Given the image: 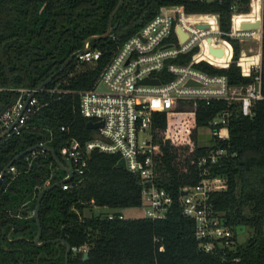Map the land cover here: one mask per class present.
I'll return each instance as SVG.
<instances>
[{"label":"trees","instance_id":"16d2710c","mask_svg":"<svg viewBox=\"0 0 264 264\" xmlns=\"http://www.w3.org/2000/svg\"><path fill=\"white\" fill-rule=\"evenodd\" d=\"M119 0H0V105L11 107L20 98L19 90H36L74 53L83 41L103 35ZM246 5V0L242 1ZM230 0H123L112 24L110 37L90 43L99 51L98 60L69 65L36 94L42 106L30 115L19 135L0 140V172L21 152L38 145L50 146L62 159L70 141L80 145L92 140L96 131L86 128L79 111V95L93 89L117 48L150 22L163 7H179L188 14H215L221 32L230 26ZM246 13L244 6L238 10ZM223 39H226L223 37ZM218 41V40H217ZM209 46L210 45V41ZM233 63L227 69L198 65L211 75H223L231 86L253 83L254 74L242 77L235 62L240 46L232 41ZM192 51L181 57L185 64ZM218 60L223 54L214 53ZM243 56L240 65H247ZM261 93L264 97V0L260 54ZM245 68V67H244ZM52 91L53 93H48ZM228 109V140L216 146L228 156L209 166L208 178L220 177L226 188L211 193L208 204L221 224L233 233L231 245L213 240L206 253L195 238V223L182 214L179 194L195 187L199 179L196 160L208 149L199 143L198 130L217 114ZM63 129V130H62ZM153 136L158 147L156 183L172 197L162 220L145 218L113 219L88 215L93 208L137 209L141 204L138 178L116 168L119 157L91 152L82 176H73L69 190L61 186L41 200V237L33 217L40 190L62 180L65 174L47 152L27 154L14 161L15 174L6 173L0 183V264H264V100L254 104L251 116H243L238 103H198L154 118ZM240 245L237 237L247 233ZM86 247L87 259L82 249Z\"/></svg>","mask_w":264,"mask_h":264},{"label":"built area","instance_id":"2783aa9c","mask_svg":"<svg viewBox=\"0 0 264 264\" xmlns=\"http://www.w3.org/2000/svg\"><path fill=\"white\" fill-rule=\"evenodd\" d=\"M230 1L232 13L226 33L220 30L218 15L188 14L179 7H163L150 22L117 48L96 86L78 93L81 116L87 122L101 124V127L94 130L96 135L85 144L80 145L72 140L64 147L62 159L70 161L72 178L84 174L93 151L118 156L119 160L124 161L125 171L138 178L141 204L137 209L142 213L141 218H165L172 205V197L156 183L158 147L153 136L154 118L158 114H168L181 107L195 109L198 103L219 101L225 102L227 106L238 103L241 114L251 116L254 104L264 100L261 93L260 64L244 68L239 63L244 52L241 46L245 41L258 35L261 42V27L243 29L241 26L261 25L263 0H246V5L243 0ZM244 6L247 12L240 13L238 10ZM177 30L185 36V41H180ZM232 41L241 48L235 62L241 76L250 77L254 74V81L249 85L231 86L225 76L211 75L198 68L199 64L204 63L213 69H227L234 62ZM210 48L221 51L223 59L218 60L210 53ZM192 51L195 52L187 63H179L181 57ZM99 57L100 52L91 50L89 43L85 44V51L78 53L75 59L79 63H91ZM153 80H157L158 85L143 83ZM19 92L20 98L14 105L7 107L0 118V135L15 120L17 121L7 136L13 133L19 135L28 117L42 106L35 97L40 91ZM32 94L34 95L31 97ZM230 117L231 112L226 109L210 120L206 127L201 128L207 133L199 143L208 149L196 160L200 181L195 187L182 189L179 194L182 214L194 221L195 238L206 253L212 252L213 240L223 241L226 246L232 243V231L221 224L218 214H213L208 204L211 193L226 188L225 180L220 177L208 178L207 175L209 166L228 156L227 150L216 144L228 140L227 125ZM38 151L44 153L41 149L36 150L31 153L32 157ZM7 172L15 174L16 171L10 167ZM66 177L65 175L64 178ZM69 188L71 186L68 182L61 185L62 190ZM116 215L118 219H124L119 212L103 217L113 219Z\"/></svg>","mask_w":264,"mask_h":264},{"label":"water","instance_id":"95a60500","mask_svg":"<svg viewBox=\"0 0 264 264\" xmlns=\"http://www.w3.org/2000/svg\"><path fill=\"white\" fill-rule=\"evenodd\" d=\"M123 0H119L117 6L115 7V9L113 10L112 14L110 15V18H109V22H108V26H107V30L106 32L101 35V36H96V37H89L87 39H85L83 41V46L81 48V50H79L78 52L74 53L73 55H71L61 66L58 70H56L48 79H46L37 89L36 91H41L44 86L49 83L53 78H55L56 76H58L68 65L69 63L75 58V56L78 54V53H82L85 51V44H89V43H92V42H95V41H99V40H103V39H106L108 37H110V35H112V33L117 29L118 27V23L115 22L114 24H112V21H113V18H114V15L115 13L118 11L119 7L121 6ZM243 29H252V28H259L261 27V30H262V24L259 26V24H255V25H251V24H243L241 26ZM177 33L179 35V39L180 41H182L185 36L183 34H181V32L179 30H177ZM209 41V40H208ZM210 53L214 55V53H217V54H221L222 52L221 51H213L211 48H210ZM144 84H151V85H158V81L157 80H153V81H144L143 82ZM190 84V83H189ZM99 90H101V87H99ZM34 94L31 95V97L33 96ZM29 100V98H28ZM27 100V101H28ZM7 109V106H4V105H0V118L1 116L3 115V113L6 111ZM17 120H15L13 122V124L2 134L0 135V140L4 139L11 131L13 125H15ZM101 127V124H94V123H91V122H87L86 124V128L88 130H96L98 128ZM43 150L44 152H47L51 155L54 163L60 168V170L67 176L66 178H63L62 180L58 181L57 183L53 184V185H49L45 188H43L42 190L39 191L38 195H37V199H36V204H35V208H34V212H33V217H34V220H35V223H36V227H37V235L34 239V243L37 245V246H40L42 245V243H39V240H40V237H41V226H40V221H39V210H40V204H41V200H42V197L48 193L49 191H51L52 189L56 188V187H59L61 186L62 184L64 183H67L69 182L71 179H72V167H71V163L69 160L67 159H60L56 154L55 152L53 151V149L48 146V145H43V146H39V145H35L23 152H21L19 155H17L16 157H14L11 162L0 172V183L1 181L3 180L6 172L8 171V169L10 167H12V164L14 161L18 160L20 157H23L27 154H31L33 153L34 151L36 150ZM116 168L118 169H121L123 171H125V165H124V161L123 159H120L116 165ZM181 195H184V193H181ZM49 243H54L56 245L58 244H62L64 245V247L66 248V252H65V257H64V264H68V256L71 252V248L69 246V244L63 240H53V241H50ZM87 259V254H85L83 256V260H86Z\"/></svg>","mask_w":264,"mask_h":264},{"label":"rangeland","instance_id":"374dc122","mask_svg":"<svg viewBox=\"0 0 264 264\" xmlns=\"http://www.w3.org/2000/svg\"><path fill=\"white\" fill-rule=\"evenodd\" d=\"M247 17H249V16H247ZM238 20H240V18ZM249 22H254V21H249ZM261 24H262V22H261ZM260 44H261V42L259 41L258 35H255L254 39L247 40L242 44L241 48L244 52L241 56L242 57L245 56L246 58H249L250 60L246 66L245 65L244 66L241 65V66L247 68L250 64H252L253 59H255V57L258 56L260 53ZM256 63H258V65H256V66H259L260 62L256 61ZM206 133L207 132L205 129H200L198 131L199 140H201L203 137H206ZM114 212L121 213L125 219H135V218H141L142 217V213L138 209H125V210L117 209V210H113V209H109V208H93L90 212L84 211L83 214L85 217H88V215H91V214L94 215V217H95V216H100V215L105 216L107 214H113ZM247 236H248V231H247V233H243L242 235L238 236L237 237V243L242 245L246 241ZM86 250H87L86 247L81 250L82 253H84V255L86 254Z\"/></svg>","mask_w":264,"mask_h":264},{"label":"bare ground","instance_id":"6f19581e","mask_svg":"<svg viewBox=\"0 0 264 264\" xmlns=\"http://www.w3.org/2000/svg\"><path fill=\"white\" fill-rule=\"evenodd\" d=\"M183 41H185V38L182 40V42H183ZM251 65H252V64H250L249 66H251ZM249 66H248V67H249Z\"/></svg>","mask_w":264,"mask_h":264},{"label":"crops","instance_id":"0c3cea01","mask_svg":"<svg viewBox=\"0 0 264 264\" xmlns=\"http://www.w3.org/2000/svg\"><path fill=\"white\" fill-rule=\"evenodd\" d=\"M122 215V214H121ZM125 219V218H124Z\"/></svg>","mask_w":264,"mask_h":264}]
</instances>
